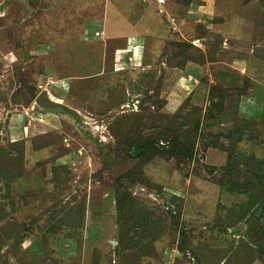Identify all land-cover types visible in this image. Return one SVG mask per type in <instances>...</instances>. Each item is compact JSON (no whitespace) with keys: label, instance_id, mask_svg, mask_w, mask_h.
<instances>
[{"label":"rangeland","instance_id":"1","mask_svg":"<svg viewBox=\"0 0 264 264\" xmlns=\"http://www.w3.org/2000/svg\"><path fill=\"white\" fill-rule=\"evenodd\" d=\"M0 264H264V0H0Z\"/></svg>","mask_w":264,"mask_h":264},{"label":"water","instance_id":"2","mask_svg":"<svg viewBox=\"0 0 264 264\" xmlns=\"http://www.w3.org/2000/svg\"><path fill=\"white\" fill-rule=\"evenodd\" d=\"M36 102L42 107L46 109H60V107L57 104H53L47 100L46 93L43 92L41 95L37 98Z\"/></svg>","mask_w":264,"mask_h":264},{"label":"crops","instance_id":"3","mask_svg":"<svg viewBox=\"0 0 264 264\" xmlns=\"http://www.w3.org/2000/svg\"><path fill=\"white\" fill-rule=\"evenodd\" d=\"M200 10H202V9H200ZM131 44V43H130ZM132 45H134L133 43H132ZM135 46H136V44H135Z\"/></svg>","mask_w":264,"mask_h":264}]
</instances>
